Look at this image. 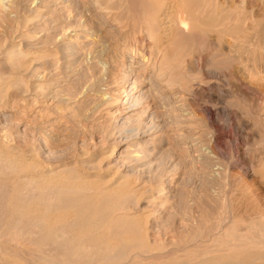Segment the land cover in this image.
I'll list each match as a JSON object with an SVG mask.
<instances>
[{
	"label": "rangeland",
	"instance_id": "374dc122",
	"mask_svg": "<svg viewBox=\"0 0 264 264\" xmlns=\"http://www.w3.org/2000/svg\"><path fill=\"white\" fill-rule=\"evenodd\" d=\"M151 1L0 0V142L31 163L0 160V264L264 263V0H198L163 51ZM28 197L75 211L60 243Z\"/></svg>",
	"mask_w": 264,
	"mask_h": 264
},
{
	"label": "bare ground",
	"instance_id": "6f19581e",
	"mask_svg": "<svg viewBox=\"0 0 264 264\" xmlns=\"http://www.w3.org/2000/svg\"><path fill=\"white\" fill-rule=\"evenodd\" d=\"M96 1H98V0H96ZM169 1V0H168ZM150 2H152L151 0H150ZM154 2H155V0H154ZM263 2V1H262ZM124 3V2H123ZM89 4V3H88ZM155 4V3H154ZM166 4V3H165ZM198 4H199V2H198V0H170L168 3H167V5L165 6L166 7V9H160V8H158V9H156L155 11H154V14L152 15V17H150L149 18V23L150 24H148V25H152V24H154L155 22L157 23V26H158V31L156 32V33H149V39H151L152 40V43L154 44V47L156 46V48L159 50V51H161L163 48H168V46H170V42H171V44L173 43V41H174V39L176 38V36L177 35H180V34H182V33H184L185 31H187L188 30V28H189V25L191 24V14H192V12L194 11V8H195V6H198ZM158 5V4H157ZM215 5V4H214ZM159 6V5H158ZM200 6V5H199ZM205 6V5H204ZM104 7V6H103ZM140 7V6H139ZM164 7V8H165ZM234 7V6H233ZM138 8V7H137ZM127 10V9H126ZM231 10V9H230ZM166 11V12H165ZM236 11V10H235ZM140 12V11H139ZM229 13V12H228ZM246 13V12H245ZM112 14V13H111ZM133 14V13H132ZM142 14V13H141ZM195 14V13H194ZM137 15V14H136ZM200 15H201V13H200ZM142 16V15H141ZM232 16V15H231ZM111 17V16H110ZM130 17V16H129ZM250 17V16H249ZM249 17H248V19H249ZM146 18V17H145ZM231 18V17H230ZM235 18V17H234ZM127 19V18H126ZM137 19V18H136ZM135 20V19H134ZM140 20V19H139ZM129 21V20H128ZM249 21V20H248ZM120 22V21H119ZM234 22V21H233ZM246 22V21H245ZM249 23V22H248ZM264 23V22H263ZM134 24V23H133ZM195 25V24H194ZM225 26V25H224ZM144 28V27H143ZM149 28V27H148ZM138 29V28H137ZM148 30V29H147ZM236 36V35H235ZM133 38V37H132ZM226 46V45H225ZM228 46H231V45H228ZM227 50H229V48L227 49ZM226 50V51H227ZM163 51V50H162ZM224 51V50H223ZM10 52V51H9ZM14 52V51H13ZM173 52L171 51V54H172ZM228 53V52H227ZM166 54H168V53H164V55L162 56L163 58L166 56ZM161 55V54H160ZM223 56H224V54H223ZM223 56H222V60H223ZM230 56V55H229ZM228 56V57H229ZM232 56V55H231ZM8 57V56H7ZM144 58H145V55H144ZM163 58H162V60H163ZM147 59H149V57H147ZM218 60V59H217ZM221 59H220V61H222ZM232 60V59H231ZM221 63H223V62H221ZM155 64V63H154ZM173 61L171 60V66H173ZM227 64V63H226ZM219 65H220V63H219ZM224 65V64H223ZM132 67V66H131ZM130 67V68H131ZM226 67V66H225ZM133 69V68H132ZM176 70V69H175ZM175 73V72H174ZM185 73V72H184ZM233 74V73H232ZM189 77V76H188ZM156 83V82H155ZM135 85V84H134ZM150 90H151V88H150ZM162 101V100H161ZM135 102V101H134ZM133 102V103H134ZM138 105V104H137ZM164 106V105H163ZM164 109V108H163ZM6 142V141H5ZM12 147V146H11ZM12 151V150H11ZM9 149H7V146H5L4 145V143H1L0 142V160H3L5 163H6V167H8V168H10L11 170H16V169H20L21 167H24V166H30V162H28L27 163V161H26V159H23V158H21V155L18 153V154H16V153H12ZM28 155V154H27ZM32 158V157H31ZM30 158V159H31ZM30 161V160H29ZM30 163V164H29ZM35 166V165H34ZM75 167H77V166H75ZM55 168V167H54ZM51 170H52V168H51ZM76 170V169H75ZM82 170V169H81ZM44 171V170H43ZM43 171L41 170V172L43 173ZM23 172V171H22ZM42 173H38L39 174V176H41L42 177ZM46 173H48V170L46 171ZM59 173V172H58ZM61 173V172H60ZM107 173V172H106ZM105 173V174H106ZM19 174V173H18ZM30 174V173H29ZM37 174V175H38ZM44 174V173H43ZM81 174V173H80ZM46 175V174H45ZM48 175V174H47ZM46 175V176H47ZM31 177L29 178V181H32V182H37V181H35L36 179L35 178H33V175H30ZM51 176V175H50ZM53 176V175H52ZM63 176V175H62ZM106 176V175H105ZM18 177V176H17ZM28 177V176H27ZM36 177V176H35ZM48 177V176H47ZM54 177V176H53ZM60 177V176H59ZM38 178V177H37ZM44 178V177H43ZM70 178V177H69ZM49 180H50V178H48ZM53 179H55V178H53ZM52 179V180H53ZM68 179V178H67ZM49 180L47 181V179L46 180H39V183L38 184H40V185H42V186H44V185H46V184H49ZM80 179H79V177L78 176H72V178H70V182H69V184H72L73 186H76V187H78V186H80L81 188H83V187H86V185H85V183L86 182H82L81 180L79 181ZM100 180V179H99ZM28 181V182H29ZM59 181H60V178H59ZM67 181H64V183L65 182H67ZM118 181V180H117ZM116 181V182H117ZM17 182V181H16ZM26 182V181H25ZM54 182V181H53ZM53 182H52V184H53ZM57 182V181H56ZM62 183H63V177H62V181H61ZM68 182H67V184H68ZM119 182V181H118ZM29 183H31V182H29ZM20 184V183H19ZM56 184V183H55ZM88 184V183H87ZM6 185V184H5ZM29 185V184H28ZM31 185V184H30ZM32 185H35V183L34 184H32ZM36 186V185H35ZM34 186V187H35ZM37 186H39V185H37ZM49 186H50V184H49ZM58 186H61V183H59V185ZM67 186V185H66ZM71 187L72 188V190H74L73 188L74 187ZM117 186H118V184H117ZM64 187V186H63ZM88 187V186H87ZM113 187V186H112ZM24 188V187H23ZM26 188V187H25ZM48 188V187H47ZM52 188V187H51ZM79 188V187H78ZM111 189V187H108V189ZM28 189H29V186H28ZM45 190H46V188H44ZM48 189H50V187L48 188ZM64 189V188H63ZM66 189V188H65ZM86 189V188H85ZM89 189V188H88ZM57 190H59V189H57ZM69 190V189H68ZM87 190V189H86ZM90 190H91V188H90ZM98 190H99V188H98ZM113 190V189H112ZM117 190V189H116ZM24 191V190H23ZM28 191V190H27ZM49 191V190H48ZM81 191H82V189H81ZM89 191V190H88ZM101 191H102V189H101ZM100 191V192H101ZM109 191V190H108ZM111 191V190H110ZM92 192H94V191H92ZM117 192H118V190H117ZM61 193V192H60ZM60 193L58 192V193H56V194H54V195H56L57 197H60ZM98 193V192H97ZM96 193V194H97ZM104 193V192H103ZM23 194V193H22ZM21 194V195H22ZM86 194H87V191H86ZM88 194H90V193H88ZM95 194V193H94ZM96 194L94 195V196H92L91 198H90V202L92 203V202H94V201H96V197L98 198V196H96ZM33 196V195H32ZM37 196V195H36ZM47 196V195H46ZM90 196H91V194H90ZM40 197V196H39ZM43 197H45V195L43 196ZM64 197V196H63ZM3 198V197H2ZM6 198H8V196L6 197ZM15 198H16V196H15ZM26 198V197H25ZM54 198V197H53ZM68 198V197H67ZM76 198V197H75ZM86 198V197H85ZM88 198H89V196H88ZM19 199H20V197H19ZM32 199V198H31ZM29 200V197H28V200L29 201H25V202H19V209H17L16 211H19L18 212V216H20V218L21 217H31V219H32V221H31V227L30 228H32V230H35L34 232H38V231H42V230H45L46 232H47V234H48V232H52V235H50L49 236V238H50V241H53L54 243H57L59 240H61V239H63L64 238V236L66 237V235H64L65 233H63L61 230H59V229H57L58 227L57 226H59L58 224L59 223H62L66 218H68L70 215H74L75 213V211H73V210H65V211H62V210H60L59 208H61V207H59L58 208V204L56 205V207L57 208H55V209H57V212H56V210H52V208H51V205L49 206V204H50V202H49V204L46 202V204H48V205H40L39 203H38V201L40 202V200H36V198H34L33 200ZM73 199V198H72ZM81 199V198H80ZM2 200V199H1ZM17 200H18V198H17ZM22 200H23V197H22ZM42 200V199H41ZM46 200H48V199H46ZM150 200V199H149ZM10 201H11V199H10ZM15 201H16V199H15ZM19 201V200H18ZM20 201H21V199H20ZM24 201V200H23ZM44 201H45V199H44ZM52 201V200H51ZM54 201V200H53ZM81 201V200H80ZM82 201H84L83 199H82ZM81 201V202H82ZM8 202V201H7ZM80 202V203H81ZM85 202V201H84ZM87 202H88V200H87ZM104 202V201H103ZM2 203H3V201H2ZM14 203V202H13ZM100 203V202H99ZM7 204V203H6ZM73 204V203H72ZM14 205H18V204H14ZM78 205V204H77ZM85 205V204H84ZM112 205V207H113V203L111 204ZM62 206V205H61ZM87 206V205H86ZM89 206V205H88ZM100 206V205H99ZM116 206H117V204H116ZM119 206H120V204H119ZM0 207H2V206H0ZM73 207V206H72ZM90 207V206H89ZM118 207V206H117ZM18 208V207H17ZM71 208V207H70ZM93 208V207H92ZM14 209H15V206H14ZM98 209V208H97ZM99 209H100V207H99ZM86 210H87V208H86ZM85 210V211H86ZM116 210H118V208L117 209H113L112 210V214H111V212H110V214H111V219H114V220H118V219H123V218H125L126 216H127V214L128 213H122V212H116ZM122 210V209H121ZM52 211V212H51ZM53 211H55V212H53ZM80 211V210H79ZM84 211V212H85ZM92 211H94V210H92ZM110 211V210H109ZM2 212V211H1ZM81 212H82V210H81ZM95 212V211H94ZM11 213V212H10ZM13 213H15V210L13 211ZM109 213V212H108ZM108 213L106 214V216L108 215ZM133 213V212H132ZM131 213V214H132ZM82 214V213H81ZM85 214V213H84ZM94 214H96V213H94ZM102 214H103V212H102ZM14 216V215H13ZM78 216V215H77ZM81 216H84V215H81ZM79 217V216H78ZM99 217H100V215H99ZM101 217H102V215H101ZM108 217H110V215L108 216ZM19 218V219H20ZM69 218H71V217H69ZM68 218V219H69ZM75 218V217H74ZM80 218V217H79ZM78 218V219H79ZM82 218V217H81ZM95 218V217H94ZM16 219H17V215H16ZM27 219V218H26ZM31 219H29V220H31ZM67 219V220H68ZM18 220V219H17ZM93 220V219H92ZM101 220V219H100ZM110 220V219H109ZM108 220V221H109ZM28 221V220H27ZM72 221V220H71ZM83 221H85V220H83ZM119 221H121V220H119ZM118 221V222H119ZM127 220L125 219V222H126ZM145 221V220H144ZM19 222V221H18ZM66 222V221H65ZM114 222V221H113ZM124 222V221H123ZM122 222V223H123ZM29 223V222H28ZM64 223V222H63ZM81 223V222H80ZM85 223V222H84ZM83 223V224H84ZM92 223V222H91ZM90 223V224H91ZM94 223V222H93ZM12 224H14V223H12ZM17 224V223H16ZM86 224V223H85ZM88 224V223H87ZM95 224V223H94ZM119 224V223H118ZM61 225V224H60ZM78 225V224H77ZM82 225V224H81ZM89 225V224H88ZM107 225H108V223H107ZM116 225V224H115ZM120 225V224H119ZM29 226H30V224H29ZM254 227V226H253ZM84 227H83V225H82V227L80 228V230L82 231V229H83ZM28 229V228H27ZM86 229V228H85ZM134 229V228H133ZM257 229V228H256ZM75 231V230H74ZM80 231V232H81ZM23 232V231H22ZM26 232V231H25ZM30 232V231H29ZM72 232V231H71ZM228 232V231H227ZM43 233V232H42ZM42 233H39V234H42ZM79 233V232H78ZM226 232L224 231V234H225ZM229 233V232H228ZM12 234V233H11ZM131 234V233H130ZM146 234V233H145ZM261 234V233H260ZM7 235V234H6ZM18 235V234H17ZM21 235V234H20ZM132 235V234H131ZM228 235V234H227ZM232 235V234H231ZM246 235V234H245ZM0 236H2V235H0ZM15 236V235H14ZM46 236V235H45ZM122 236V235H121ZM11 237V236H10ZM18 237V236H17ZM20 237V236H19ZM200 237V236H199ZM248 237V236H247ZM250 237V236H249ZM252 237V236H251ZM9 238V237H8ZM15 238V237H14ZM22 238V237H21ZM45 239V237L43 238V240ZM67 239V238H66ZM103 240L101 241V242H104V244L106 245V247L105 248H108V247H111L113 244H116L117 243V239L114 237V236H111V234L110 235H108V236H106V237H104V238H102ZM199 239V238H198ZM230 239V238H229ZM234 239V238H233ZM218 240V239H217ZM64 241V240H63ZM79 241H81V240H79ZM78 241V242H79ZM190 241V240H189ZM235 241H237V240H235ZM264 241V240H263ZM38 242H40L39 240H38ZM43 242V241H42ZM137 242V241H136ZM254 242V241H253ZM44 243V242H43ZM59 243H60V241H59ZM128 243V242H127ZM196 243V242H195ZM244 243H246V242H244ZM77 244V243H76ZM101 244V243H100ZM122 244V243H121ZM138 244V243H137ZM163 244V243H162ZM238 244H239V242H238ZM248 244V243H247ZM258 244H260V243H258ZM262 244V243H261ZM264 244V243H263ZM78 245H79V243H78ZM78 245H77V248H80V247H78ZM88 245V244H87ZM99 245V244H98ZM136 245V244H135ZM140 245V244H139ZM226 245V244H225ZM228 245V244H227ZM236 245V244H235ZM81 246V249L80 250H82V244L80 245ZM85 246V245H84ZM122 246V245H121ZM199 246V245H198ZM206 246V245H205ZM232 246V245H231ZM114 247V246H113ZM238 247V246H237ZM89 248H90V246H89ZM112 248V247H111ZM110 248V249H111ZM126 248V247H125ZM250 248V247H249ZM11 249V248H10ZM86 249V248H85ZM103 249V248H102ZM116 249V248H115ZM167 249V248H166ZM201 249V248H200ZM1 250V249H0ZM93 250V249H92ZM105 250V249H104ZM248 250V249H247ZM15 251V250H14ZM107 251V250H106ZM110 251V250H109ZM108 251V252H109ZM239 251V250H238ZM76 252H77V249H75L74 247L72 248V250H71V252H70V254H71V256L72 255H75L76 254ZM153 252V251H152ZM160 252V251H159ZM172 252V251H171ZM176 252V251H175ZM230 252V251H229ZM247 252V251H246ZM9 253V252H8ZM87 253V252H86ZM118 253V252H117ZM173 253V252H172ZM242 253H243V251H242ZM254 253V252H253ZM102 254H104V253H102ZM133 254V253H132ZM148 254H150V253H148ZM224 255H225V252L223 253ZM264 254V253H263ZM89 255V254H88ZM195 255V254H194ZM229 255V254H228ZM234 255V254H233ZM85 256H87V254L85 255ZM138 256V255H137ZM159 256H161V255H159ZM236 256V255H235ZM235 256H233V257H235ZM240 256V255H239ZM152 257V256H151ZM157 257V256H156ZM155 257V258H156ZM219 257V256H218ZM245 257V256H244ZM243 257V258H244ZM257 257V256H256ZM259 257V256H258ZM121 258V257H120ZM140 258V257H139ZM215 258V257H214ZM246 258V257H245ZM248 258V257H247ZM106 259V258H105ZM138 259V258H137ZM141 259V258H140ZM143 259V258H142ZM145 259H148V258H145ZM200 259V258H199ZM208 259V258H207ZM212 259V258H211ZM56 260V259H55ZM127 260V259H126ZM155 260V259H154ZM203 260V259H202ZM226 261H227V259H225ZM246 260V259H245ZM252 260V259H251ZM260 260H262V259H260ZM264 260V259H263ZM54 261V260H53ZM99 261V260H98ZM105 261V260H104ZM129 261V260H128ZM166 261H168V260H166ZM231 261V260H230ZM239 260H237V262H238ZM243 261V260H242ZM46 262V261H45ZM88 262V261H87ZM255 262V261H254ZM44 263V262H43ZM104 263V262H103ZM250 263V262H249ZM92 264V263H91ZM94 264V263H93ZM210 264V263H209ZM213 264V263H212ZM216 264H218V263H216ZM245 264V263H244ZM255 264V263H254ZM259 264H260V262H259ZM264 264V263H263Z\"/></svg>",
	"mask_w": 264,
	"mask_h": 264
}]
</instances>
